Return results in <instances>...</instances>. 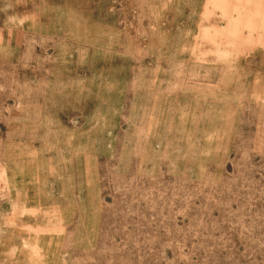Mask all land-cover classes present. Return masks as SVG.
Masks as SVG:
<instances>
[{"label": "rangeland", "instance_id": "1", "mask_svg": "<svg viewBox=\"0 0 264 264\" xmlns=\"http://www.w3.org/2000/svg\"><path fill=\"white\" fill-rule=\"evenodd\" d=\"M0 264H264V0H0Z\"/></svg>", "mask_w": 264, "mask_h": 264}]
</instances>
